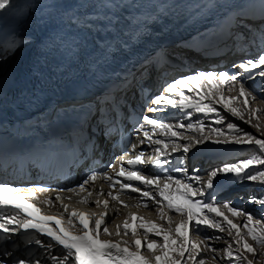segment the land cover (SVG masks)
Masks as SVG:
<instances>
[{
    "label": "snow or ice",
    "instance_id": "1",
    "mask_svg": "<svg viewBox=\"0 0 264 264\" xmlns=\"http://www.w3.org/2000/svg\"><path fill=\"white\" fill-rule=\"evenodd\" d=\"M11 6L12 0H0V10L7 11ZM212 6L214 5H204L205 8ZM99 7L108 11L85 13L83 17L74 14L70 17V21L81 28L89 30L95 28L96 32L101 34L98 51L105 59L114 55L109 49L123 50L134 40L146 39L147 31L151 26L149 21L155 22L160 15L158 7L152 10V6L146 5L147 10H140L141 5L133 3L132 0L119 4L114 0H102ZM113 8L132 10L121 17L111 11ZM251 8V5L240 6L239 9L228 14V20L230 33L237 27H246V33H237V35L244 37L245 42L250 46L259 43V52L255 58L242 60L238 65L233 64L232 67L236 71L232 73L197 70L166 81L159 94L151 97L146 112H163L165 107H169L190 109L207 115L217 113L218 110L214 105L220 104L231 116L240 120H245V113H247L246 123L259 132L261 125L259 122L253 124V119L258 121V114L264 109L252 108L250 101L262 98L255 91L247 88L245 81L252 80L255 76L264 78V0H257L255 12L250 11ZM121 22L123 27H120ZM43 24L46 26L47 21H43ZM113 29L116 31L113 32ZM23 40L22 33H12V42L15 43V47H9L4 51L14 52L16 48L23 46L16 41ZM64 40L65 37H60L61 43ZM74 48H80V44L76 41L72 42L69 50ZM73 55H79V53L73 52ZM4 59L3 52H0V60ZM153 59L150 54L145 58V65ZM151 66L156 65L152 63ZM98 67L102 68L103 65L98 64ZM128 82L127 78L119 81L120 84ZM234 90L235 95L225 94ZM122 91L123 89H118L115 94H112V100H105L102 106L98 103L96 113L93 114L89 110L88 115L93 118L98 116L99 122L103 123L107 115L102 109H106L112 114L113 120L118 119L119 113L115 112V107L120 106L119 97ZM260 91L264 92V89ZM192 115V111H187L186 116L189 120ZM224 120L225 116L220 115L216 123L221 124ZM137 123L138 127L134 131L138 134L142 133V137L138 143L131 144L130 150L135 151L139 145L147 143L152 146L151 155L146 157L145 151L141 150L130 159H126L129 153L125 151L118 158L120 161L118 171H115V163L107 166L113 169L114 174L107 170H91L75 187L53 190L42 185L32 186L42 192H57L54 198L49 197L43 201L49 206L59 201L62 211L57 215L44 214L40 217L33 215L24 204L17 201L24 200L31 203V206L36 207L39 213L41 208L32 203L36 199V192L30 189L27 193L21 194L19 187L0 181V209L13 210L12 213L0 215V233L9 238L17 233L27 237L26 244L35 247L38 253L34 255L28 248L25 249L28 254L23 257H17L13 251L8 250L0 255L5 258L10 257L11 264H189V261L192 264H207V254L211 253L213 260H225L226 264H264L262 259L264 257V220H255L251 213L233 206L232 201L216 203L214 194L216 188L214 181L221 175L230 177L234 182L258 181L264 186V138L244 131L232 122L227 123V131L234 135L224 140L214 139V137L225 136V130L213 128L211 125L207 126L208 134L205 135V123L200 119L194 122L171 123L156 119L149 114H141ZM147 126H150L151 131L147 130ZM158 130L162 133V137L154 138ZM186 133H198L199 138ZM107 134L106 126L105 135ZM205 142L216 145L252 146L261 155L251 156L236 163H224L208 172L206 180L199 174L188 175V170L184 167L171 169L174 173L185 174L183 177L167 174L164 166L169 163V157L174 153H188L191 148ZM181 163H183L182 160ZM125 164L134 170L127 169ZM149 165L164 169L165 174L152 177L143 175L142 169ZM97 180L108 184L107 193L103 187L89 190V186L95 185ZM137 184L140 186H136ZM143 187L151 190H142ZM65 191L79 197V203L91 204L95 207L103 206L105 211L97 214L78 208L69 210V204L64 200H71L72 196H62L61 193ZM93 191L97 196L94 200L92 199ZM6 193H12L15 198H10ZM124 193L137 194L139 201L135 207L149 208L154 211L159 222L146 219L135 212H129L122 224H116V238L113 239L111 238L113 233L107 227V221L112 218V214L107 209L110 206V200L127 208L128 205L120 199L121 194ZM104 195L108 199H99ZM248 202L264 207V197L250 196ZM224 210L230 213L231 217H243L242 227L235 223ZM114 212L118 215L119 209H115ZM169 213L179 214L181 217L179 222H174ZM54 221L55 224H53ZM131 221H139V223L134 225ZM206 230H212L213 235H206ZM217 231L226 232L231 238V242L222 249L213 247L209 242L223 239L222 236L215 235ZM30 233H35V238ZM101 233L109 238H101ZM190 233L198 238L191 239ZM129 236L131 239L128 238ZM44 237L48 239L45 240ZM249 238L254 243H249ZM53 249L56 250L55 253L51 251ZM249 254L252 258H249ZM0 264H6V260L0 259Z\"/></svg>",
    "mask_w": 264,
    "mask_h": 264
},
{
    "label": "bare ground",
    "instance_id": "2",
    "mask_svg": "<svg viewBox=\"0 0 264 264\" xmlns=\"http://www.w3.org/2000/svg\"><path fill=\"white\" fill-rule=\"evenodd\" d=\"M77 1H81V0H65V4L71 5ZM246 2H251L254 5L257 4V0H211V2H208V0H198V2L196 3V6L193 8V11L199 13V12H202L203 10H207V9L215 10L216 14L213 15V18L215 16L221 15L218 18H216V20L221 21V23L219 24L221 27L219 25H216V23L207 24V27L205 29H203L200 33H202L206 29H207V31H211V30L215 29V30H217V32L214 34L206 36L205 40H200L199 42H197L196 43V46L198 48L197 51H194L193 49H188V48L185 49L183 47H187V45H183V47H182V44H180V45H177L175 48L172 49L175 51H172L171 55L175 54L174 57L179 55L183 58L182 62H185L186 60H188L187 59L188 56L184 51H190V52H193L194 55L200 56L202 53H206V52H209L212 54V52H210V51H212L216 47V50L220 51L221 53L228 54L231 47H236L237 49H241L243 51L244 55L249 54L246 58H243L242 60L255 58L259 52V43H257L256 45L250 46L247 42H245L244 37L237 35V33H246V27H237V28L233 29V31L231 33L229 32L230 23L228 20V14L231 13L235 9H239V7L244 5ZM205 4H213L214 6L205 8L204 7ZM228 6H231V8H229L228 11H223V7H228ZM250 11L255 12L256 8L252 7L250 9ZM246 23H248V22H246ZM226 33H229V36H228L225 44H222L219 46L212 44L213 42H219V40L222 38V35H224ZM197 35L198 34H196L194 36H190L183 43L188 44L190 42V40L198 38ZM20 49L21 48H17L14 52L7 53V55L5 56V59L0 60V72L5 70L12 63V61L15 59V57L18 54V52L20 51ZM235 56L239 57V55H235ZM201 60H202V62L209 64L208 59L203 60V57H202ZM242 60L237 61L235 64L238 65ZM168 61H169V59L162 56L160 60H158V61L155 60L152 62V63H155V65H156L155 67H152L151 66L152 63L149 62V64L145 66V68L147 67L146 72L145 71L144 72L139 71L138 73L132 75L131 77H129L127 79L129 81L127 84H121L120 86H118L115 89L114 94L117 92L118 89H123V91L121 92V95L119 97V103H121L123 105L124 109H126V103L127 102H131L133 104H136L139 107L141 106L139 100L136 98V94H137L136 85H137V82H139L138 81L139 78L148 74V72H147L148 70L151 71L152 76H154V74L156 73L155 72L156 68L159 72L163 71L164 68L167 67ZM205 63H200L201 68L206 67L204 65ZM232 65L230 67H228L227 70L224 69L223 71H229L230 73L235 72L236 69H233ZM142 68H144V67H142ZM204 71H206V70H204ZM220 71H222V70H220ZM220 71H217V72H220ZM133 77H135V78L133 79ZM143 78H145V77H143ZM153 82H154L153 85L155 86L157 79L154 78ZM245 85L247 88H249L252 91H255L262 99H264V92L260 91L261 89H264V78H261L259 76H255V78L252 80H246ZM225 94L226 95H235L236 91L234 90L231 93L226 92ZM107 100L110 101V97H107ZM250 105L252 108L259 107L261 109H264V104L260 103L259 100L250 101ZM192 113H193V115H192L191 120H189L186 116V113H182V111L180 109L169 108V107H165V110L163 112L147 113V114L152 115L156 119L171 122V123L194 122L197 119L202 120V117H199L197 112L194 111ZM260 113L258 114V121L255 118L253 119V124L259 122L261 125V130L259 132L255 128H253L250 124L246 123V120L248 119L247 113H245V120H241V121H243V124H242L233 118L227 117V115H225L221 112H217L215 114L210 113L209 116L205 117L206 121H204V123H205L204 132L208 131V127H207L208 125H211L213 128L224 129L225 132H227V136L226 137L225 136L224 137L223 136L216 137V138H220V140H224L225 138H229L232 135H234V134L229 133L227 131V123L232 122V123H236L238 125V127L242 128L244 131L247 130V132H248L249 130L252 129V131H250V132H252L254 135H256L259 138H264V115H263V113H262V115ZM220 115L225 116V120L223 123L217 124L216 120L218 119V117ZM159 133H160V138H161L162 133L161 132H159ZM186 134L197 136L198 133H186ZM87 135H88V138H91V136L89 134H87ZM237 135H242V134H237ZM99 141L101 144L102 140L99 139ZM220 146H221V150L218 152L220 157H218L217 160H215L214 162H209L206 164H204V163L198 164L197 163L196 165L194 164V161L191 163H188V162L181 163L180 156H178L177 158L174 159V164L168 169L167 174L168 175H175L177 177H183L185 174L174 173L171 171L172 168H174L176 165H179L180 167H184L188 170V175L199 174L201 177H203L206 180V178H207L206 174L208 172H210L212 169L220 167L224 163H236L240 160L247 159L248 154L255 149L252 146H249V147L247 146V148L245 150H243L242 145H237V144H227V145L221 144ZM252 154H253V152H252ZM160 170H161L160 167L146 166L142 169V173L146 174V175L154 176V175H159ZM77 177H78V173L76 171L75 172V180L77 179ZM230 180H232L230 177L226 178L225 176L221 175V176H218L216 178V180L214 181V183L216 184V188H215V192H214V194L216 196V203L223 204L226 201H232L233 206H235L239 209H242L245 212L251 213L254 218L259 217V216L261 217L264 207H262L259 204H253V205L249 204V203L245 204L243 201L246 198H249L248 196L257 197V198L264 197L263 196L264 195V186H262L261 183H259L258 181L246 182L245 185L250 183V184H253V186L250 189H245L241 193H234L232 195V198H231L232 200L231 199L226 200L223 197H221L220 194L222 192H225V191H223L224 189L229 188L228 184L230 183ZM69 183H70V181H69ZM98 185L100 186V188L103 187L105 193H107L108 190L106 188V185L102 181H100L98 183ZM30 189L32 191L36 192V199L35 200L39 204V206L42 208V210H44L48 213L54 214V215H57L59 212L62 211V208L60 206L59 201L54 202L53 206H49V205L43 203V201L49 197L54 198L55 195L57 194L56 191L42 192V191H38V190L34 189L33 187H31V188L22 189V192L27 193ZM93 189H97V187L89 186V190H93ZM146 189H147L146 187L142 188V190H146ZM61 195L64 197L72 196L71 200H67V199L64 200L65 203L69 204V210H71V208H78V209L86 211V212H90V213L95 212L97 214L105 211L103 206L95 207L91 204L79 203L78 201L80 198L73 195L72 193H68L65 191V192L61 193ZM206 196H207V193H206ZM96 198H97L96 192L93 191L92 199L94 200ZM99 199H101V200L108 199V197L106 195H104V196H100ZM120 199L123 200L128 205L127 208H125L119 204H116L115 202H112L110 200V206L107 209V211L110 214H112V218L107 221V227L109 228V230L114 229L112 231L113 236L111 238H113V239L116 238L115 237L116 224H118V223L122 224L123 221L127 218L129 212H135L138 215L144 216L146 219H152V220H156L157 222H159L158 217L154 211H151L149 208H144V207L137 208V207H135V205L139 201V196L137 194L121 195ZM222 200H224V201H222ZM151 207L152 206L150 205V208ZM117 208L119 209L118 215H116L114 212V210ZM224 211L226 212V210H224ZM169 214L172 216V219L174 222H177V223L179 222V220L181 218L179 214H173V213H169ZM226 214L229 215V217L231 219H233V221L235 223H238L241 225L243 224V219H244L243 217H231V214L227 213V212H226ZM138 223H139V221H136V224H138ZM205 234L212 236L213 231L212 230H206ZM215 235H220L223 237V239L220 241H216V240L209 241L213 247H215L217 249H222V247L224 245H227V243H230V241H226V239H225L228 237L226 232L219 233L217 231V232H215ZM191 236H192L193 240L198 238L197 236H195L193 234H191ZM12 238L14 239V237H12ZM128 238L131 239L130 236ZM4 246H6V244H4ZM28 248H30V251L32 252V254L38 255L37 249L35 247L29 246L27 244L19 243V245L17 246L18 256L23 257V256L27 255L28 253L26 252L25 249H28ZM51 251H53L55 253L56 250L53 249ZM147 254L148 253L145 251V255H147ZM210 254L211 253L207 254V256H209ZM6 259H8V258H6ZM210 260H212V259L207 258V264H212ZM189 264H192V262L189 261Z\"/></svg>",
    "mask_w": 264,
    "mask_h": 264
},
{
    "label": "rangeland",
    "instance_id": "3",
    "mask_svg": "<svg viewBox=\"0 0 264 264\" xmlns=\"http://www.w3.org/2000/svg\"><path fill=\"white\" fill-rule=\"evenodd\" d=\"M229 8H231V6H228V7H223V11H228V9ZM235 53H237V54H235ZM242 54V50L241 49H234V48H232L231 50H230V52H229V54H232V55H241ZM243 55V54H242ZM245 56V55H244ZM241 57V56H240ZM244 58V57H243ZM240 59H242V58H236L235 60H232V61H229L227 64H225L224 66H222V67H220L219 68V70H223L224 68H226L228 65H231V64H235V62H237V61H239ZM259 102L260 103H262V104H264V99H261V100H259ZM262 113H263V115H264V111H262L260 114L262 115ZM252 131V130H251ZM248 132H250V131H248ZM226 134H225V137L227 136V132H225ZM224 137V136H223ZM252 152H253V154H252ZM252 152H250L249 154H248V157L247 158H249V157H251V156H260L261 155V153L257 150V149H254ZM244 183V184H243ZM245 183H246V181H239L238 182V184H243L242 186H239L237 189H236V191L234 192V193H241L242 191H244L245 189H250L252 186H253V184H247V185H245ZM245 185V186H244ZM228 187L229 188H231V187H233L232 185H229L228 184ZM243 189H242V188ZM229 188H226V189H224L223 191H227ZM233 193V194H234ZM264 196V195H263ZM248 197H250V196H248ZM223 198H225V197H223ZM227 200H229V197H227L226 198ZM232 200V199H231ZM222 201H224V200H222ZM245 204H247V203H249L248 202V198H246L244 201H243ZM249 204H257V203H249ZM262 213H264V209H263V212ZM255 220H264V215H261V217L259 216V217H256V218H254ZM241 225V224H240ZM242 226V225H241ZM226 239V241H230L231 242V238H225ZM249 243H254L253 241H251V239L249 238ZM226 245H224L223 247H225ZM234 246V248H235V245H233ZM222 247V248H223ZM207 258H211L212 259V254H210L209 256H207ZM249 258H252L251 257V254H249ZM262 259H264V257H262ZM209 260V259H208ZM211 261V263L212 264H226V261L225 260H210Z\"/></svg>",
    "mask_w": 264,
    "mask_h": 264
}]
</instances>
